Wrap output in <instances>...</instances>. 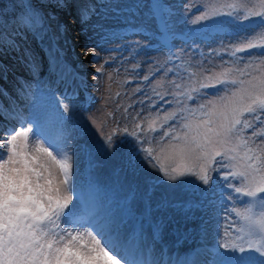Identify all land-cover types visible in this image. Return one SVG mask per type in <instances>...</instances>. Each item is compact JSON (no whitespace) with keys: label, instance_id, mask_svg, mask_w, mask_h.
I'll return each mask as SVG.
<instances>
[{"label":"snow or ice","instance_id":"1","mask_svg":"<svg viewBox=\"0 0 264 264\" xmlns=\"http://www.w3.org/2000/svg\"><path fill=\"white\" fill-rule=\"evenodd\" d=\"M11 2L14 11L9 14L0 0V80L4 81L13 71L9 60L29 73L39 65L30 40L52 52L47 29L60 32L59 16L75 9L86 23L96 13L94 0ZM249 4L250 0H244L242 8L235 3L201 8L194 18V23L209 30V36L243 30L241 43L225 51L235 59H240L239 53L251 55L242 66L223 61L216 72L202 63L176 65L172 96L179 110L163 117L164 124L173 121L175 127L169 125L158 138L150 136V132L160 131L155 126L157 116L147 130L136 124L132 131L125 126L105 134L93 120L103 140L95 147L117 161L115 175L125 174L127 190L120 200H101L91 186L86 199L78 183L79 173L74 183L70 144L75 137L69 127L72 116L66 115L71 109L63 100L59 102L63 111L54 120L39 109L23 117L12 106L8 89L0 87V121H15L19 127L9 125L0 136V264H264V0ZM150 8L155 31L166 41V33L172 30L165 17L168 7L153 3ZM97 24L101 39L110 41L114 33L104 31L105 25L99 21ZM102 47L98 43L88 50ZM214 54L221 55L219 51ZM56 61V55L49 61L53 73ZM93 62L98 63L99 57L94 56ZM102 70L103 65L96 69ZM16 85L23 89L18 80ZM208 89L216 91L208 93ZM198 97L206 102L190 107L189 102ZM83 130L87 136L86 125ZM18 137L23 138L22 143ZM30 141L35 152L58 166L62 179L40 156L29 154ZM172 141L176 142L173 151L199 163L185 171L160 166L153 145ZM84 148H89L88 140ZM145 166L162 173L172 182L170 188L184 187L183 196L177 199L172 193H159L149 183ZM183 177L195 180L175 183ZM223 189L233 200L245 198L243 208L232 207L225 238H216L209 247L204 233L205 243L196 250L195 259H165L164 249L157 251L158 240L173 228L178 231L181 224L187 230L196 211L204 206L201 198Z\"/></svg>","mask_w":264,"mask_h":264},{"label":"rangeland","instance_id":"2","mask_svg":"<svg viewBox=\"0 0 264 264\" xmlns=\"http://www.w3.org/2000/svg\"><path fill=\"white\" fill-rule=\"evenodd\" d=\"M94 3L96 13L90 21L82 23L75 9H69L57 18L58 23L68 29H61L57 34H53L54 29H47L54 51L53 56H58V61L70 68L73 69L75 64L76 52L73 51V45L80 44L78 49L83 51L84 57L90 53L93 57H99L98 63L93 62L92 58L86 66L90 87L82 88L85 89L86 93L91 92L89 105L84 102L86 98L84 95L61 94L50 83L44 81L42 73L34 74V67L29 73L15 65L12 60L8 61L13 68V74H9L10 83L0 80V87L7 88L8 91L13 87L23 91L19 86H16V81L19 79L23 83L28 78L30 80H27L30 84V94L33 93L32 96L45 99L48 101L50 108H56L60 112L63 111V108L59 105V102L63 100L71 109V112L66 115L72 116V123L77 126L86 125L89 129V133H87L89 149L92 148L91 145L93 144L103 143L100 133L97 132L96 127H93V120L96 121V124L105 134L110 133L113 128H123L125 126L129 131H132L135 130L136 124H141L147 130L149 123L157 116L159 118L156 119L155 126L160 128V131L150 132V136L158 138L163 131L167 130L169 125L175 127L173 121L164 124L163 117L166 113L179 110L172 96L175 91L172 81L176 79L174 73L178 71L176 65L191 64L198 66L202 63L205 67H210L213 72H216L220 70L216 66L221 65L223 61H228L230 65L235 62L236 65L242 66L251 55V53H239L238 57L240 59H235L228 56L225 51V49H231L241 43L243 30L229 29L226 34L214 33L209 36L208 29L202 24L193 22L201 8L211 10V8L222 6L224 3H235L242 8L244 7V0H215V3L212 0H94ZM153 3H160L168 7L165 17L172 28L169 32L172 39L171 45L155 31L152 24V9L150 8ZM251 3H255V0H250L249 6H251ZM97 21L105 25L104 31L114 33L110 41L101 39V34L96 30L98 27ZM192 28H200L202 34L190 37L187 32ZM29 42L34 51H37V60L40 59L38 56L40 47L44 49L45 54L47 53L48 47L46 45L37 46L35 41L30 40ZM98 43L103 47L95 48V51L88 50V48H94ZM165 43L167 46H164ZM169 49H171V53ZM216 51H219L221 55L216 56L214 54ZM101 65H103L102 72H97L96 69ZM169 69H172V71H169ZM179 71L183 75V69L180 68ZM145 76L149 79L145 80ZM13 97L16 98L14 95ZM207 98L215 99L213 96ZM205 102V99L198 97L196 101H190L189 106L195 108L199 103ZM39 108H41L39 102L34 101L27 108V114L31 116ZM161 125H163L162 128ZM14 126L19 130L18 126ZM127 139L131 140V137H127ZM17 140L19 143L23 142L22 137H18ZM85 141L81 139V145H84ZM175 143V141L163 144L154 143L158 153L157 161L160 166L168 171H171L172 168L185 171L187 168L194 167L199 163L180 155L178 150L173 151L172 144ZM88 152L89 150L86 151V155H88ZM86 159L84 165L81 161L79 169L73 173L74 182H77V173H79L78 183L80 188L84 187L86 183H93L95 186L100 187L102 184H109L112 187V194L122 199L127 190V183L125 174L121 173L117 176L113 173L117 161L110 159L103 153H100V157H94L91 154ZM145 167L147 168V166ZM54 170L58 179H62L59 169L56 167ZM141 171L144 170L141 169ZM147 173L150 174L148 178H151V183H155L157 189L160 188L163 193L173 194L175 190L177 195L184 194V187L165 190L163 187L169 181L164 179L162 173L151 168H147ZM185 180H195V178L183 177L175 183L183 184ZM224 190L225 194H222V198L229 212H231L233 206L243 208L241 201L244 198L233 200L226 195L228 190ZM161 191L159 193H162ZM174 198L179 199V197ZM201 199L205 201L204 206L196 211L192 221L188 223L187 230L181 224L190 239L194 238L196 225L209 221L208 215L210 212L206 209L210 206L204 197ZM229 241L231 242V238ZM163 242L165 241L160 240L158 244L161 245ZM188 248L190 250V247L185 246L184 251Z\"/></svg>","mask_w":264,"mask_h":264},{"label":"bare ground","instance_id":"3","mask_svg":"<svg viewBox=\"0 0 264 264\" xmlns=\"http://www.w3.org/2000/svg\"><path fill=\"white\" fill-rule=\"evenodd\" d=\"M62 29L64 30V29H68V28H65L63 26ZM79 45H73V51L76 52L75 53V59H74L75 64L73 66V69L70 68L68 65L58 61V62H56L57 64H55V67H56L55 73H53L49 69V61H51L50 58L53 56V53H54L53 48H52L51 53H49V50L47 49V53L45 54L44 49H43V51H41L40 48H42V47H40L39 48L40 50H38L39 51L38 56L40 58L38 60L39 65L33 68L34 74L36 73L38 75L39 73H42L44 81L45 82L47 81L48 83H50L52 85V87H54L56 89V88H59V86L62 82L61 79L55 80V77L57 75V71H59V67H57V66H60L63 70H65L67 77L69 76V72L72 74V79H71L72 84L66 85V88L64 90L65 93H67V94H69V93L74 94L75 93L79 96L80 95L83 96L82 87H84V88L90 87V79L87 78L88 70H87L86 66H87V63L90 62V60L93 58V55H92V53H90L86 57H84L82 54L83 51L78 49ZM35 52H37V51H35ZM11 73L13 74V72H11ZM51 77H54V78H51ZM26 79L28 80V78H26ZM27 80H25L23 83L20 82V80H19V82L23 86V91H20L19 89L15 88V87H13L10 90L16 96V98L10 97V102H11L12 106L23 117H29L30 114H27L28 113L27 108L29 107V105L32 102L37 101L41 105V108H39V110L47 111L49 117L51 115L50 119L54 120L56 117V114L60 111L56 110V108H50L48 101H46L45 99H43L41 97L32 96L33 93L31 92L32 95L30 94V84L28 82L30 80H28V81ZM6 83H8V84L10 83L9 77H8ZM90 93L91 92L89 91V94ZM17 96H18V98H17ZM89 97H90L89 95H86V98L84 101L88 105L90 103ZM8 102L9 101H4V103H8ZM9 125L14 126V125H16V122L15 121H9L7 124L0 122V136H3L4 130L7 127H9ZM83 126H84L83 124L77 126L74 123H72V121H71V124L69 126L70 130H73L72 134L75 137L74 139L71 140V144H70V147L74 150L73 173H75L79 169L81 161H82V164L84 165L85 161L87 160L86 158L89 156V152H88V155H86L87 150H89L94 157L95 156L100 157V153H101L95 147L96 144L91 145L92 148H90V149L89 148L85 149L84 145H81V143H80L81 139H83V141H85L86 139L88 140L87 136H85ZM28 151H29L30 155L40 156L41 160L46 164V166H48L50 168V170L54 174H55L54 168L57 167V169H59L56 164H54L52 161L48 160V158L46 157L45 154L35 152L34 145L31 143V141L29 142ZM214 175H217V174H214ZM148 180H149V183L152 182L151 178L150 179L148 178ZM217 183H223V181H217ZM152 184H155V183H152ZM169 184H170V182L167 185H165V187H163V188L165 190H168V189L170 190ZM90 186L92 188H94L93 185H89V184H85V186L81 188L83 195L88 194ZM97 187H98L96 190L97 198H99L101 200H106V199L120 200V198L117 195L112 194V187L109 184H106V185L102 184L101 187L97 185ZM157 190H158V192L161 191L160 188ZM221 192H222V194L223 193L225 194V190L223 189V191L218 190V191L213 192V193L207 195L206 197H204V199L206 200V202H208V204L210 206V207H208V209H206V211L210 212V214L208 215L209 221H204L202 224H198L195 226L194 230H196V233L193 235L194 238L190 239L188 233L182 228L184 226H182V227H180V229L178 231L175 228H173L172 230L166 232L163 239H160L162 241H165L163 243H165L167 246H171L170 253L172 250H177L176 254L180 256L181 260H186V259L192 260V259H195L196 250L199 249L200 247H202L205 243V240L202 238V235L204 233H207L209 246L216 242V238H220V239L225 238V230H226V227L228 225V218H229L230 212H229L228 207L226 206V204L222 198ZM173 195H174V197H179V198H181L183 196L181 194L177 195L175 190L173 191ZM226 195L228 196V194H226ZM74 201H75V198H74ZM211 207L213 208V211H212ZM208 218H206V219H208ZM231 237H232V233L228 232L227 233L228 242H230L229 239ZM185 246L190 247V250H187L185 252L184 251ZM159 248H161V247L158 245L157 251L159 250Z\"/></svg>","mask_w":264,"mask_h":264},{"label":"trees","instance_id":"4","mask_svg":"<svg viewBox=\"0 0 264 264\" xmlns=\"http://www.w3.org/2000/svg\"><path fill=\"white\" fill-rule=\"evenodd\" d=\"M4 2L7 5V7L3 9V11L9 14L12 13L14 11V8L12 6L11 0H4Z\"/></svg>","mask_w":264,"mask_h":264}]
</instances>
